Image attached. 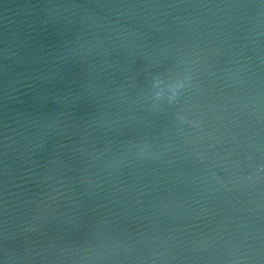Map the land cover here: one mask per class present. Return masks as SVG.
<instances>
[{
    "label": "water",
    "instance_id": "1",
    "mask_svg": "<svg viewBox=\"0 0 264 264\" xmlns=\"http://www.w3.org/2000/svg\"><path fill=\"white\" fill-rule=\"evenodd\" d=\"M0 264H264V0H0Z\"/></svg>",
    "mask_w": 264,
    "mask_h": 264
}]
</instances>
